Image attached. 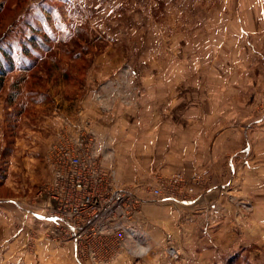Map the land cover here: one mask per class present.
Listing matches in <instances>:
<instances>
[{
  "label": "rangeland",
  "instance_id": "1",
  "mask_svg": "<svg viewBox=\"0 0 264 264\" xmlns=\"http://www.w3.org/2000/svg\"><path fill=\"white\" fill-rule=\"evenodd\" d=\"M0 48V264H264V0H0ZM66 125L142 199L122 249L36 214Z\"/></svg>",
  "mask_w": 264,
  "mask_h": 264
},
{
  "label": "built area",
  "instance_id": "2",
  "mask_svg": "<svg viewBox=\"0 0 264 264\" xmlns=\"http://www.w3.org/2000/svg\"><path fill=\"white\" fill-rule=\"evenodd\" d=\"M44 165L50 176L38 192L41 206L36 214L45 216L75 252L124 248L135 234L131 226L142 199L114 186L100 166L94 135L84 125L60 128ZM151 194L159 196L157 191Z\"/></svg>",
  "mask_w": 264,
  "mask_h": 264
},
{
  "label": "trees",
  "instance_id": "3",
  "mask_svg": "<svg viewBox=\"0 0 264 264\" xmlns=\"http://www.w3.org/2000/svg\"><path fill=\"white\" fill-rule=\"evenodd\" d=\"M24 26L26 27L25 29H30L32 26H31V24L30 23H28V24H26V22H24ZM35 33V31H34V29H32L31 30V35H30V37L32 36H36V34H34ZM28 39V40H27ZM26 39V35H23L22 36V40H21V42H22V44L21 45H23L22 47L23 48H21V53L25 56V57H28L27 56V54H28V52L26 51V50H24L25 48V44L26 45H28L29 46V42H32V41H34L35 39L34 38H27ZM34 39V40H33ZM19 44V43H18ZM9 51H10V49H9ZM34 51V50H33ZM0 52L2 53L1 55V57L4 59V61H5V63L4 64H1V60H0V65H3V66H5V69H7V70H5V71H3L2 72V69H1V66H0V75H3V74H5L6 73V71H9V70H11V69H13L15 66L11 63V62H8V59H6V54H5V51L4 50H2L1 48H0ZM11 52V51H10ZM13 54V53H12ZM21 67H25L24 65H21L20 66V69H21ZM4 69V68H3ZM22 69H25V68H22Z\"/></svg>",
  "mask_w": 264,
  "mask_h": 264
},
{
  "label": "clouds",
  "instance_id": "4",
  "mask_svg": "<svg viewBox=\"0 0 264 264\" xmlns=\"http://www.w3.org/2000/svg\"><path fill=\"white\" fill-rule=\"evenodd\" d=\"M146 252H147V249H146V248H141V249H140V253H141V254H144V253H146Z\"/></svg>",
  "mask_w": 264,
  "mask_h": 264
}]
</instances>
